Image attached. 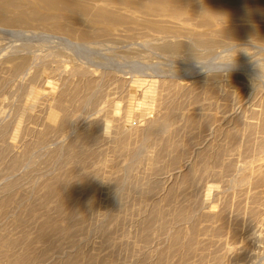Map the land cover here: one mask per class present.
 Listing matches in <instances>:
<instances>
[{"label":"rangeland","instance_id":"1","mask_svg":"<svg viewBox=\"0 0 264 264\" xmlns=\"http://www.w3.org/2000/svg\"><path fill=\"white\" fill-rule=\"evenodd\" d=\"M0 264H264V0H0Z\"/></svg>","mask_w":264,"mask_h":264},{"label":"bare ground","instance_id":"2","mask_svg":"<svg viewBox=\"0 0 264 264\" xmlns=\"http://www.w3.org/2000/svg\"><path fill=\"white\" fill-rule=\"evenodd\" d=\"M171 2H172V0H170ZM218 1V0H217ZM200 5H201V3H200ZM201 7V6H200ZM210 10V9H209Z\"/></svg>","mask_w":264,"mask_h":264}]
</instances>
